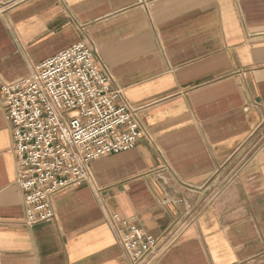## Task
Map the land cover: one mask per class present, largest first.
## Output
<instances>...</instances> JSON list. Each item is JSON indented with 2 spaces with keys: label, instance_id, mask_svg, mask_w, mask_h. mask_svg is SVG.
I'll return each instance as SVG.
<instances>
[{
  "label": "crops",
  "instance_id": "1",
  "mask_svg": "<svg viewBox=\"0 0 264 264\" xmlns=\"http://www.w3.org/2000/svg\"><path fill=\"white\" fill-rule=\"evenodd\" d=\"M0 0L1 264H130L109 216L167 240L157 264H264V0ZM87 41L149 137L92 162L28 225L4 83Z\"/></svg>",
  "mask_w": 264,
  "mask_h": 264
},
{
  "label": "built area",
  "instance_id": "2",
  "mask_svg": "<svg viewBox=\"0 0 264 264\" xmlns=\"http://www.w3.org/2000/svg\"><path fill=\"white\" fill-rule=\"evenodd\" d=\"M31 69L4 83L1 91L12 123L17 184L24 193L27 224L33 226L54 221L53 199L59 193L94 183V160L133 149L149 133L140 121L141 107L114 86L89 42ZM109 224L130 264H157L169 239L146 233L118 214L109 216ZM1 256L0 251V264Z\"/></svg>",
  "mask_w": 264,
  "mask_h": 264
}]
</instances>
